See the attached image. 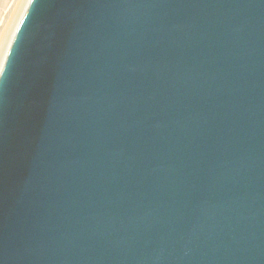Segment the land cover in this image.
Wrapping results in <instances>:
<instances>
[{
    "label": "water",
    "instance_id": "1",
    "mask_svg": "<svg viewBox=\"0 0 264 264\" xmlns=\"http://www.w3.org/2000/svg\"><path fill=\"white\" fill-rule=\"evenodd\" d=\"M26 8L0 264H264V0Z\"/></svg>",
    "mask_w": 264,
    "mask_h": 264
},
{
    "label": "rangeland",
    "instance_id": "2",
    "mask_svg": "<svg viewBox=\"0 0 264 264\" xmlns=\"http://www.w3.org/2000/svg\"><path fill=\"white\" fill-rule=\"evenodd\" d=\"M0 71L8 55L14 33L31 0H0ZM16 29V30H15ZM2 55V56H1ZM3 60V62H2ZM1 73V72H0Z\"/></svg>",
    "mask_w": 264,
    "mask_h": 264
},
{
    "label": "bare ground",
    "instance_id": "3",
    "mask_svg": "<svg viewBox=\"0 0 264 264\" xmlns=\"http://www.w3.org/2000/svg\"><path fill=\"white\" fill-rule=\"evenodd\" d=\"M2 3V1L0 2V4ZM16 30V29H15ZM14 33V36H15V33H16V31L15 32H13ZM14 36H13V38H14ZM2 56V55H1ZM2 62H3V60H2ZM1 63V62H0ZM1 65H2V63H1Z\"/></svg>",
    "mask_w": 264,
    "mask_h": 264
}]
</instances>
